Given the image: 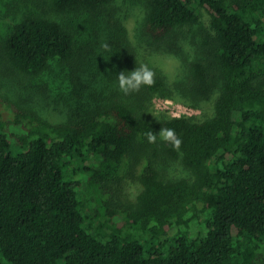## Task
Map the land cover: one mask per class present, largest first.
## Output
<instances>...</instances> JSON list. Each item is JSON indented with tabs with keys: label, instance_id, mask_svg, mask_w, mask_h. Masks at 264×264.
<instances>
[{
	"label": "trees",
	"instance_id": "16d2710c",
	"mask_svg": "<svg viewBox=\"0 0 264 264\" xmlns=\"http://www.w3.org/2000/svg\"><path fill=\"white\" fill-rule=\"evenodd\" d=\"M112 1L46 0L52 13L27 14L12 24L1 49L3 73L36 77L53 60L68 64L78 50L64 17L95 15ZM143 6L139 32L153 45L169 46L179 60L175 78L152 68L153 86L127 95L118 84L107 94L101 87L102 99L94 95L89 109L72 84L74 109L63 121L11 109L27 132L18 141L23 150L13 154L11 136L0 131V264L264 262V0H144ZM202 14L209 22L206 39L182 54L171 37ZM122 31L109 21L108 41L119 49ZM123 60L126 75L141 65L130 55ZM107 71V80L117 81ZM155 96L200 113L154 109ZM161 127L181 138L178 150L159 136L148 142L145 133ZM170 161L187 174L168 175ZM121 167L131 174L140 168L136 192L112 205L106 222L121 209L132 223L153 224L165 235L158 245L115 232L100 240L85 223L80 179L71 174L97 182L104 171L116 174ZM100 183L101 191L109 189Z\"/></svg>",
	"mask_w": 264,
	"mask_h": 264
},
{
	"label": "rangeland",
	"instance_id": "374dc122",
	"mask_svg": "<svg viewBox=\"0 0 264 264\" xmlns=\"http://www.w3.org/2000/svg\"><path fill=\"white\" fill-rule=\"evenodd\" d=\"M143 2L144 0H113L105 8L96 11L95 15L65 16L63 20L72 28L76 38V49L78 50L76 58L68 64L53 60L43 73L36 77H27L3 73L4 67L1 60L3 40L12 24L25 15L43 11L50 14L52 11L49 10L46 0H0V131L11 136L13 154L23 150V146L18 141L27 132L25 122L18 123L12 117L13 107L24 111H36L52 122L68 119L74 109L71 96L72 84H75V89H79L81 93L82 100L85 102L82 106L88 102L91 103L87 108L89 109L95 102L94 95L102 99V94L99 93L101 87L108 88H105L107 91L104 92L107 94L118 84V79L117 81L110 80V82L107 80L108 75L104 74L107 70L116 76L121 71H125L126 75V66L123 64L125 55L133 57L138 64H146L151 69L157 68L169 78H175L180 70L179 60L168 50L169 46L153 45L139 32L140 20L144 13ZM114 20L118 21L123 28L119 37L123 39L120 49L108 41L106 33L109 21ZM208 28L207 16L202 14L198 22L178 29V32L173 33L171 38L182 47L184 50L182 54L192 53L193 43L195 42L196 46L206 39L205 31ZM126 45L129 47L128 50ZM124 48L126 52H123ZM209 101L202 105L207 106ZM152 102L154 109H166L176 116L200 113L199 108L190 107L178 100L155 96ZM165 169L170 176L187 174L178 161H170ZM139 171L140 168H137L134 174H131L125 167L119 168L116 174H113V171H104L102 176H99L101 180L97 182L90 181L86 173L71 174V177L80 179L79 198L82 202L83 213L88 215L85 223L90 227V232L100 240L111 237L112 232L122 238L138 239L147 247L158 245L163 240L165 235H161L153 224L147 229L141 228L132 223L121 209H114L112 212V223L109 221L108 225L106 222L105 212L110 211L114 207L112 205L124 199L123 195L128 192L129 196L135 194L138 184L135 178ZM100 181L107 182L109 189L105 187L101 191L96 186ZM117 183L121 185L119 190L115 187ZM171 233L172 231L168 235ZM166 249L167 247H164L162 253H165ZM257 264H264V262Z\"/></svg>",
	"mask_w": 264,
	"mask_h": 264
},
{
	"label": "clouds",
	"instance_id": "9594fccd",
	"mask_svg": "<svg viewBox=\"0 0 264 264\" xmlns=\"http://www.w3.org/2000/svg\"><path fill=\"white\" fill-rule=\"evenodd\" d=\"M104 47L108 46L104 45ZM117 79L119 90L127 95L132 92H138L142 86H153L155 84V72L146 64H141L138 68L135 67L134 70L128 72V75H125V71H121ZM145 136L149 143H155L159 136L161 140L170 143L177 150L182 144L181 138L172 128L161 127L158 133L149 130L145 133Z\"/></svg>",
	"mask_w": 264,
	"mask_h": 264
}]
</instances>
